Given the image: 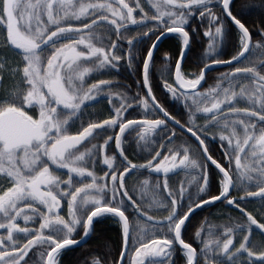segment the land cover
Here are the masks:
<instances>
[{
    "label": "snow or ice",
    "instance_id": "snow-or-ice-1",
    "mask_svg": "<svg viewBox=\"0 0 264 264\" xmlns=\"http://www.w3.org/2000/svg\"><path fill=\"white\" fill-rule=\"evenodd\" d=\"M236 7L0 0V264H61L106 220L119 248L80 264H264V20Z\"/></svg>",
    "mask_w": 264,
    "mask_h": 264
},
{
    "label": "trees",
    "instance_id": "trees-1",
    "mask_svg": "<svg viewBox=\"0 0 264 264\" xmlns=\"http://www.w3.org/2000/svg\"><path fill=\"white\" fill-rule=\"evenodd\" d=\"M261 3H264V0H237L236 12L242 16L243 20L246 21V26H250V30L254 33L256 27H259L261 21L264 20V12L259 7L251 5H259ZM246 4L250 6L245 7ZM179 50V41L175 36H170L161 44L154 56L159 61L164 53H168L172 57L173 62H175V59L178 58ZM200 52L201 47H194L193 51L188 53L189 60L184 65L185 71L195 72L199 70L193 63V58L200 55ZM158 78L157 76L156 79ZM126 80L130 81L132 77L126 76ZM157 94L159 99H165L164 95L159 92ZM169 103L172 102L169 101ZM198 213L197 220L209 215L207 209L200 210ZM119 246L120 229L116 224L106 220L102 224L96 225V234L86 244L77 246L73 251L66 253L62 258L61 264H80V261L87 258L91 252L110 251L113 248H119Z\"/></svg>",
    "mask_w": 264,
    "mask_h": 264
},
{
    "label": "water",
    "instance_id": "water-1",
    "mask_svg": "<svg viewBox=\"0 0 264 264\" xmlns=\"http://www.w3.org/2000/svg\"><path fill=\"white\" fill-rule=\"evenodd\" d=\"M170 36H175V35H172V34H169L167 37H165L163 40H162V42L158 45V49H159V47L161 46V44L168 38V37H170ZM155 55V54H154ZM200 210H198V212H199ZM89 240V239H88ZM87 240V241H88ZM81 246V245H80ZM77 247V246H76Z\"/></svg>",
    "mask_w": 264,
    "mask_h": 264
},
{
    "label": "rangeland",
    "instance_id": "rangeland-1",
    "mask_svg": "<svg viewBox=\"0 0 264 264\" xmlns=\"http://www.w3.org/2000/svg\"><path fill=\"white\" fill-rule=\"evenodd\" d=\"M126 76H127V77H131V76H129L127 73H121V77H122V79L126 80ZM130 81H131V80H130ZM252 207H255V206H252Z\"/></svg>",
    "mask_w": 264,
    "mask_h": 264
}]
</instances>
